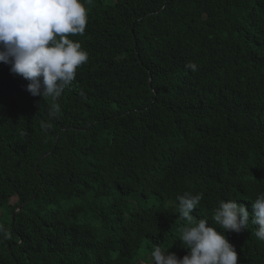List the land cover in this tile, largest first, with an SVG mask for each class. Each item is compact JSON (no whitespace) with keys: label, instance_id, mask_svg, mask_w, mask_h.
I'll return each mask as SVG.
<instances>
[{"label":"trees","instance_id":"16d2710c","mask_svg":"<svg viewBox=\"0 0 264 264\" xmlns=\"http://www.w3.org/2000/svg\"><path fill=\"white\" fill-rule=\"evenodd\" d=\"M85 7V32L69 39L88 61L56 101L31 95L0 62L11 88L0 99V137L4 107L28 93L36 110L0 142V225L9 233L0 234V264H152L154 245L182 258L177 198L186 192L204 194L197 208L208 212L195 219L223 231L238 264H264L252 223L264 193V0ZM221 200L247 208L245 230L215 223Z\"/></svg>","mask_w":264,"mask_h":264},{"label":"clouds","instance_id":"9594fccd","mask_svg":"<svg viewBox=\"0 0 264 264\" xmlns=\"http://www.w3.org/2000/svg\"><path fill=\"white\" fill-rule=\"evenodd\" d=\"M85 3L91 0H0V62L10 65V72L28 81L27 91L33 96L50 97L56 101L76 77V70L88 61V53L78 41L69 35H83L88 22ZM187 67L194 71L196 66ZM8 81L0 76V99L10 92ZM83 95V93H81ZM6 111L7 136L0 142L19 134L36 117L30 95L17 99V107ZM59 111L53 104L52 114ZM58 142V136L55 139ZM52 150L43 156L49 155ZM204 194L190 192L179 196V216L187 224L181 229V245L187 249L182 258L160 245H154L151 258L154 264H238V255L223 231L207 226V219L197 221L208 212V207L197 208ZM23 205L17 209L18 211ZM196 209L192 213L193 209ZM252 223L258 225L255 236L264 241V193L252 203ZM17 210L15 213H17ZM250 214L247 208L235 200H221L214 213V221L222 230H245ZM0 234L9 233L0 225Z\"/></svg>","mask_w":264,"mask_h":264},{"label":"rangeland","instance_id":"374dc122","mask_svg":"<svg viewBox=\"0 0 264 264\" xmlns=\"http://www.w3.org/2000/svg\"><path fill=\"white\" fill-rule=\"evenodd\" d=\"M0 215H3V213H0ZM152 264H154V262H152Z\"/></svg>","mask_w":264,"mask_h":264},{"label":"water","instance_id":"95a60500","mask_svg":"<svg viewBox=\"0 0 264 264\" xmlns=\"http://www.w3.org/2000/svg\"><path fill=\"white\" fill-rule=\"evenodd\" d=\"M17 212H18V210H17Z\"/></svg>","mask_w":264,"mask_h":264}]
</instances>
